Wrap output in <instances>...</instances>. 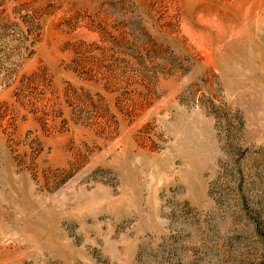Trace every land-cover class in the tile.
<instances>
[{"label":"rangeland","instance_id":"1","mask_svg":"<svg viewBox=\"0 0 264 264\" xmlns=\"http://www.w3.org/2000/svg\"><path fill=\"white\" fill-rule=\"evenodd\" d=\"M0 264H264V0H0Z\"/></svg>","mask_w":264,"mask_h":264}]
</instances>
